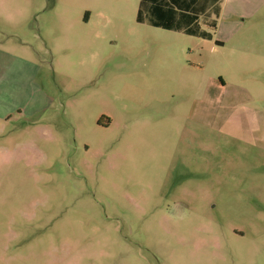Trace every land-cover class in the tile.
Instances as JSON below:
<instances>
[{
	"label": "rangeland",
	"instance_id": "rangeland-1",
	"mask_svg": "<svg viewBox=\"0 0 264 264\" xmlns=\"http://www.w3.org/2000/svg\"><path fill=\"white\" fill-rule=\"evenodd\" d=\"M0 0V264H264V0Z\"/></svg>",
	"mask_w": 264,
	"mask_h": 264
},
{
	"label": "trees",
	"instance_id": "trees-1",
	"mask_svg": "<svg viewBox=\"0 0 264 264\" xmlns=\"http://www.w3.org/2000/svg\"><path fill=\"white\" fill-rule=\"evenodd\" d=\"M181 0H141L138 11V21H141L143 11H147L152 18L151 24L165 30H182L188 35L195 34L190 29V21L194 22V15L183 11Z\"/></svg>",
	"mask_w": 264,
	"mask_h": 264
},
{
	"label": "crops",
	"instance_id": "crops-1",
	"mask_svg": "<svg viewBox=\"0 0 264 264\" xmlns=\"http://www.w3.org/2000/svg\"><path fill=\"white\" fill-rule=\"evenodd\" d=\"M181 4H185L183 0H181ZM190 23H193V22H192V21H190ZM170 31H172V30H170Z\"/></svg>",
	"mask_w": 264,
	"mask_h": 264
}]
</instances>
